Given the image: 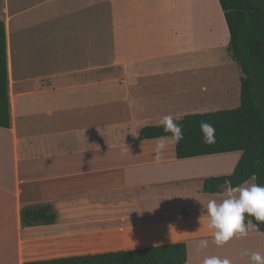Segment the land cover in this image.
I'll list each match as a JSON object with an SVG mask.
<instances>
[{"label":"crops","instance_id":"crops-1","mask_svg":"<svg viewBox=\"0 0 264 264\" xmlns=\"http://www.w3.org/2000/svg\"><path fill=\"white\" fill-rule=\"evenodd\" d=\"M0 19L10 105V127H0V264L176 241L186 264L264 256V233L250 222L252 239L222 247L207 228V202L231 188L206 193L204 179L230 174L237 152L177 159L168 137L156 159L160 137L138 138L164 115L239 104L218 0H0ZM219 68L225 77L212 78ZM36 203L53 204L57 221L23 227L20 209ZM201 239L208 246L197 251Z\"/></svg>","mask_w":264,"mask_h":264},{"label":"trees","instance_id":"trees-1","mask_svg":"<svg viewBox=\"0 0 264 264\" xmlns=\"http://www.w3.org/2000/svg\"><path fill=\"white\" fill-rule=\"evenodd\" d=\"M227 25V55L239 71V104L236 107L187 114L176 121L183 140L175 143L177 159L237 152L239 158L230 174L204 179L202 191L218 192L228 184L231 189L249 179L264 186V0H218ZM7 51L4 22L0 19V127H10ZM201 122L215 128V143L205 144ZM157 124L139 130V139L171 137ZM58 214L51 203H36L20 209L23 227L53 224ZM264 233V223L245 214ZM183 241L145 247L105 250L66 257L26 261L24 264H186Z\"/></svg>","mask_w":264,"mask_h":264},{"label":"clouds","instance_id":"clouds-1","mask_svg":"<svg viewBox=\"0 0 264 264\" xmlns=\"http://www.w3.org/2000/svg\"><path fill=\"white\" fill-rule=\"evenodd\" d=\"M183 119V114L164 115L157 122V127H162L165 133H171V142L179 143L183 140V131L176 122ZM200 130L203 133L205 144L215 143V128L201 122ZM169 144L168 137L158 138L154 153L155 158L160 159ZM207 228L213 236V242L222 247L231 239L243 238L248 235V225L245 223V214L254 217L255 221L264 223V186L257 184H245L236 189H229V194L220 201L215 199L207 202ZM200 220V219H199ZM208 246V240L201 239L197 245V251ZM242 255L248 257L249 264H264V256L259 252L245 251ZM202 264H231L228 258L218 256H205Z\"/></svg>","mask_w":264,"mask_h":264},{"label":"rangeland","instance_id":"rangeland-1","mask_svg":"<svg viewBox=\"0 0 264 264\" xmlns=\"http://www.w3.org/2000/svg\"><path fill=\"white\" fill-rule=\"evenodd\" d=\"M222 56H223V53H222ZM232 65V68L234 70H236V72H238L239 74V70H238V67L235 63H231ZM225 72H226V69L224 68H219V69H216V70H213L212 73H211V77L212 78H224L225 77ZM248 184H252V183H248ZM205 223V221H203ZM204 230V229H203ZM205 235H206V232H204ZM253 235V230L251 228H249V231H248V235L245 237V238H248V239H252V236ZM252 241H246L245 244H244V248L248 247V245L251 243Z\"/></svg>","mask_w":264,"mask_h":264},{"label":"water","instance_id":"water-1","mask_svg":"<svg viewBox=\"0 0 264 264\" xmlns=\"http://www.w3.org/2000/svg\"><path fill=\"white\" fill-rule=\"evenodd\" d=\"M221 187L224 188V189H228L229 188V185L228 184H224Z\"/></svg>","mask_w":264,"mask_h":264}]
</instances>
